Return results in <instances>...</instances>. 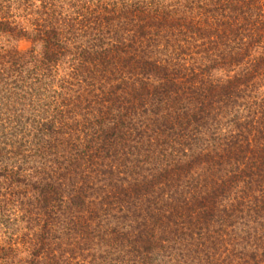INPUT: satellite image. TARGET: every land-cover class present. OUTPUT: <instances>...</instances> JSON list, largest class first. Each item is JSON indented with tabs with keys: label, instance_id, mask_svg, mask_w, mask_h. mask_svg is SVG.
<instances>
[{
	"label": "trees",
	"instance_id": "1",
	"mask_svg": "<svg viewBox=\"0 0 264 264\" xmlns=\"http://www.w3.org/2000/svg\"><path fill=\"white\" fill-rule=\"evenodd\" d=\"M0 264H264V0H0Z\"/></svg>",
	"mask_w": 264,
	"mask_h": 264
},
{
	"label": "rangeland",
	"instance_id": "2",
	"mask_svg": "<svg viewBox=\"0 0 264 264\" xmlns=\"http://www.w3.org/2000/svg\"><path fill=\"white\" fill-rule=\"evenodd\" d=\"M19 46H20V48H22V49H27V48L30 46V44H29V42L23 40V41H21V42L19 43Z\"/></svg>",
	"mask_w": 264,
	"mask_h": 264
}]
</instances>
